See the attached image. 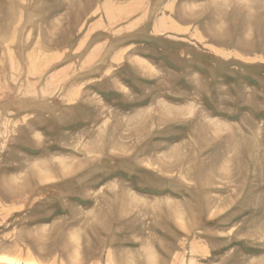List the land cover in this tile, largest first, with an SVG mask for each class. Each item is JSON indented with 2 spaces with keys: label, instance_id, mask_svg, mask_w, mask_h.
Returning a JSON list of instances; mask_svg holds the SVG:
<instances>
[{
  "label": "rangeland",
  "instance_id": "obj_1",
  "mask_svg": "<svg viewBox=\"0 0 264 264\" xmlns=\"http://www.w3.org/2000/svg\"><path fill=\"white\" fill-rule=\"evenodd\" d=\"M79 263L264 264V0H0V264Z\"/></svg>",
  "mask_w": 264,
  "mask_h": 264
},
{
  "label": "bare ground",
  "instance_id": "obj_2",
  "mask_svg": "<svg viewBox=\"0 0 264 264\" xmlns=\"http://www.w3.org/2000/svg\"><path fill=\"white\" fill-rule=\"evenodd\" d=\"M48 168V167H47ZM50 174V173H49ZM96 233V232H95ZM50 237V236H49ZM48 243V242H47ZM45 251V250H44ZM20 258V257H19ZM7 260V259H6ZM33 262V261H32ZM80 264V263H79Z\"/></svg>",
  "mask_w": 264,
  "mask_h": 264
}]
</instances>
